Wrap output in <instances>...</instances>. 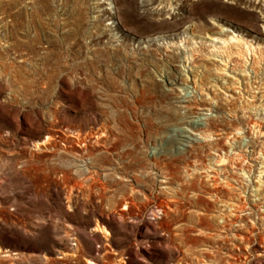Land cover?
<instances>
[{"label":"rangeland","instance_id":"374dc122","mask_svg":"<svg viewBox=\"0 0 264 264\" xmlns=\"http://www.w3.org/2000/svg\"><path fill=\"white\" fill-rule=\"evenodd\" d=\"M221 27L258 64L235 57L220 80L206 37ZM202 107L210 130L264 129V0H0V264H264L257 178L232 193L239 228L213 216V149L181 129ZM246 229L248 244L230 236Z\"/></svg>","mask_w":264,"mask_h":264},{"label":"bare ground","instance_id":"6f19581e","mask_svg":"<svg viewBox=\"0 0 264 264\" xmlns=\"http://www.w3.org/2000/svg\"><path fill=\"white\" fill-rule=\"evenodd\" d=\"M227 32L228 31L226 29L221 27L217 32V36L206 37V39L209 41L208 42L209 55H207L206 58L214 65L215 68L213 69V71L215 72L216 77L220 78V80L223 79L224 77H230L227 71L231 70L232 72H235L234 69L235 57L241 59V63H240L241 66L243 64L246 65L248 64L250 65V67H254L255 64H258V61L256 63V59H255L257 56H255L254 47L248 41L244 40L241 36L236 35L234 33L229 34ZM178 47H180V45ZM193 58H194V50L187 48V50L184 52V59L186 62H188V65L192 62ZM248 58L251 60L249 63L247 62ZM243 71H244L243 69L239 70L240 76L242 75ZM197 110L199 111L197 112L198 116L195 121H192L196 125L195 127L197 128L193 130H188L186 128H181V129L188 132L191 135L186 137L187 145H191V143L203 142L207 144L206 146L208 148L213 149L214 155L213 158L210 160L211 163L208 164L215 165L217 167L214 171L216 175L211 177L209 175H204L205 177H203V179L205 178L206 180H209L208 182L212 186L210 196L208 197L209 200L215 203L219 202L220 204H222L224 210L226 211L224 213L218 211L217 215H213L214 218L222 219L223 220L222 225L226 226L227 228L233 227V225L236 224L237 222L240 223L241 221H243L242 215H240V213H234V212L236 210L239 212H244L248 208V206L246 203L245 204L243 203V198L241 196L236 197L232 193L234 190H240L239 187L243 188L244 190L246 189L244 188L245 186L242 180L246 181V183H251L252 180H254L253 178H257V180H255L254 183H257L258 185L256 186V188L252 190L254 194L251 195L256 199V201L254 200V206L256 207L257 210V213L255 215L264 222V208H260V207H264V198H260V192H261L260 187L264 186L263 185L264 182L262 181V178H264V171L261 170L259 171V174L256 177H252L254 176L252 173L254 166L249 162V158H251L252 161L254 160L258 161L257 162L258 164H264V131H262L264 129L259 121L260 117L259 118L257 117L255 119L249 115H246L244 130L241 127H238L236 130H233L232 132H226V131H222V129L221 130L209 129L211 108L202 107V108H197ZM229 117L232 118L231 116ZM238 133L239 134L246 133V135L248 134L250 138L254 136V134L255 136L252 137L254 138V140L251 139L247 143L241 144V142L239 141L238 142L239 149L237 151L233 146V144L231 143V141H234L235 138H238L237 137ZM48 139L49 137L47 136L45 141ZM218 140L224 141V144H226L227 147L226 149H222L221 152H217V149H220L217 146ZM249 148H252V154H250V157L248 154L249 151H247ZM257 155L258 157H255ZM197 164H198L197 166L200 167V169L204 167L205 169L208 170H214L211 169L212 167H207L206 164L200 162H197ZM227 168H230L234 176V178L233 179L231 178V180L234 183H236L235 184L236 186H234V184L229 183L227 181H223L222 183L224 184L219 182L218 179L219 175H223L224 177L226 176V178L230 176V174L227 173L228 172ZM233 169H236V171H233ZM196 172L197 171L195 170H188V171L185 170V173L190 178H194V177L196 178ZM222 185H225L224 187L231 190V193L229 192L225 198L221 199L217 195V193L219 192L217 187ZM225 199H229V201ZM198 214L205 215V213L201 211H198ZM253 225L254 224H251L252 228ZM235 226L238 228L240 227V225L237 226V224ZM261 226L262 228L261 230L259 229V233L257 235L258 236L261 235L258 239L259 243L264 244V223H262ZM96 230L100 231L102 234L105 235L109 234L107 230L103 227H96ZM197 232L199 235L205 233V231H203L202 229H198ZM243 233H233L231 235L225 234L224 237H228L229 235L235 236L239 242L248 244L249 239L254 236V230L246 229V231ZM212 235L213 234H211V236ZM217 236H220V234ZM86 264H96V263L87 261ZM202 264H207V263L204 262Z\"/></svg>","mask_w":264,"mask_h":264}]
</instances>
